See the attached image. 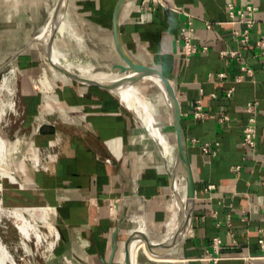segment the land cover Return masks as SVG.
<instances>
[{
  "label": "crops",
  "instance_id": "1",
  "mask_svg": "<svg viewBox=\"0 0 264 264\" xmlns=\"http://www.w3.org/2000/svg\"><path fill=\"white\" fill-rule=\"evenodd\" d=\"M76 1L78 13L94 29L107 32L110 48L119 0ZM230 4L236 9L258 7L248 42L240 40L246 24L233 21ZM121 17L127 49L176 91L196 192L182 240L160 254L144 246L141 255L136 252L133 264H207L201 257L215 253L216 241L221 246L218 264H264V250L258 242L264 238V168L254 159L264 157V45L257 43L264 40V0H128ZM79 31L72 26L63 37L77 38ZM186 34L198 48L189 57L184 53ZM82 41L80 47H84ZM233 50L236 56L223 53ZM15 54L7 55L12 60ZM16 58L26 74L19 94L31 126L32 120H38L46 95L33 81L37 58L26 50ZM81 69L94 79L112 80L111 75L94 73L89 66L78 69L80 73ZM123 88L128 96L75 79L55 88V100L67 112L61 120L67 136L62 155L47 173L49 178L38 185L60 233L57 262L68 257L75 264H109L115 243L112 264H125L129 239L137 231L162 242L178 221L174 186L181 194L187 193V177L179 167L172 186L169 172L177 161V135L164 93L158 88L161 94H147L157 100L159 135L143 120L142 103L149 96L137 86ZM31 97L38 100L27 113ZM249 103L257 115L254 157L242 146ZM161 105L167 119L160 115ZM198 105L206 113L204 119L195 117ZM44 126L30 135L26 157H32L38 147L54 144V129ZM166 127L169 131L163 133ZM248 255L258 258H242Z\"/></svg>",
  "mask_w": 264,
  "mask_h": 264
},
{
  "label": "rangeland",
  "instance_id": "2",
  "mask_svg": "<svg viewBox=\"0 0 264 264\" xmlns=\"http://www.w3.org/2000/svg\"><path fill=\"white\" fill-rule=\"evenodd\" d=\"M70 1L72 4H70ZM56 2L58 3L59 1L0 0V101H11L13 104V108L8 109L7 112L0 117V131H2L7 142V157L11 172H13V174L19 179L22 185L37 191L39 195L34 194L33 191H23L21 189L18 190V192L25 197V199H34L41 202L46 201V199H44L38 181H34V174L36 172L31 167L29 158L26 157V153H28L31 143L30 135L38 128L39 123H44L48 120L51 122L58 121L56 126L46 124L49 125L46 127L52 128L53 126L54 128H57L55 132H60L61 136L66 140L67 135L63 130L64 124L61 120L62 117L67 115V112L65 111V105L60 102L58 103V101L55 100V88L57 85H65L69 83L71 79L67 77L65 73L52 67L46 48L47 46L45 44L46 41L44 42L40 39L30 42L27 46L26 44L33 36L42 31L50 7ZM76 2V0H69V2L67 0L66 12L69 23L73 27H77L78 31L80 30L77 32V38L60 37L56 39L57 43H55L58 53L62 55V57L70 59V62L68 63L69 66L76 72H79L78 69L82 67L89 66L90 71L100 75H111L112 79L115 80L125 77L128 80L127 86H137L144 96L149 93H158L159 95L160 91L154 83H142L143 77H138L130 71L119 73L111 69L112 65H123L124 61L117 53L114 42H111L110 48L107 46L109 43V41H105V38H107V32L105 33L98 28L94 29V26L78 13L76 10V6H78ZM81 38H84L83 41H85V43ZM81 41L83 42L84 47L79 46ZM20 50L21 53L26 50L37 58V66L35 65L32 74L34 77L33 81L35 82L37 89L46 95V100L44 99L42 105H40V112L37 117L38 120H36V122L32 120L33 122L31 121V126L26 122L27 119L25 118V111L23 108L24 104L19 94L21 83L26 74H24L25 72L22 69V66L16 61L17 56H12L13 58L11 60V56L7 55L9 52H16L17 54ZM57 58L56 54L53 53V61H55L57 65H60V62L58 61L59 58L58 60ZM13 70L14 74H11ZM11 75H13V81L11 82L13 93L9 95L6 91L2 92L1 87L5 78ZM80 75L86 78L90 77L82 69ZM116 92L114 93L120 96V92L118 90ZM147 96H149L147 103L144 102L143 105V120L147 123L150 129L159 134L154 122L155 120L157 121L155 117V103L157 100L155 97H151L150 95ZM47 100H54L57 103H50ZM159 111L163 119H167L164 106L161 105ZM44 129L45 126L42 130ZM161 130L163 133L169 131L167 127L162 128ZM53 145H55V143ZM53 145L50 146L52 147ZM62 152L63 148L61 149L60 156L62 155ZM24 157H26L25 161H27V163L23 160ZM53 164L54 163H52V165ZM24 169L26 170L27 175L23 174ZM1 187H4L5 189L1 191ZM8 187H10L8 183L3 180L2 176H0V203H4L0 206V238L2 243L9 250L10 256L14 259L12 262L6 264H75L68 257H64L60 262L56 261L55 252L60 241H58L57 246H54V251L51 252L50 248L55 242L54 230L48 225H42L43 223L39 224L36 217H32L30 214H25V216L31 221V224L38 223V232L41 231V238L39 239L36 236V232L32 230L33 235H31V238L29 240L25 239L16 227L14 217L7 216L6 213L9 210H12V206L9 203L10 200L22 202L21 199L11 196L7 190ZM47 206H49L48 203ZM48 220L52 223L49 210Z\"/></svg>",
  "mask_w": 264,
  "mask_h": 264
},
{
  "label": "water",
  "instance_id": "3",
  "mask_svg": "<svg viewBox=\"0 0 264 264\" xmlns=\"http://www.w3.org/2000/svg\"><path fill=\"white\" fill-rule=\"evenodd\" d=\"M128 0H119L118 3L116 4L114 13H113V40H114V45L117 53L121 57V59L124 61L123 65H112V70L117 71L119 73H122L123 71H130L131 73L136 74L138 77H154L156 78L163 91L166 93V96H168L167 101L170 103L168 104L171 113L173 115L174 119V125H175V130H176V135H177V161L173 167V169L169 172L171 176V184L173 186V180H176L177 176V171L178 168L181 167L187 177V198L188 202L185 205V208L187 209V212L183 215L180 213V217L178 219V226L176 228V232L174 233L175 235L169 237L167 240L162 241V242H156L151 240L148 235L142 233L141 231H137L130 239L128 242V247H127V255H126V263L125 264H133V249L132 246L134 243L137 241H143L145 244V249L148 250L152 254H160L163 253L169 249L174 248L176 243H179L186 231V228L189 224L191 212L194 206V201L196 197V192H195V181H194V175H193V170L189 158V149H188V143L186 139V135L181 123V110H180V103L178 100V97L176 95V91L173 88V86L169 83V81L163 77L161 74L155 72L151 68L145 66L144 64L139 63L133 55L130 53V51L127 49L124 40H123V35H122V18H121V10L123 5L127 2ZM61 2V7L63 8V4H65V1L62 0L58 2V4ZM61 8V9H62ZM46 20V19H45ZM35 36L32 37V39L26 44V46L34 41V40H40L38 38H35ZM45 42V41H44ZM56 43V41H55ZM47 52L49 55V60L50 63L59 69L61 72L65 73L67 77L71 79H75L77 81H82V82H87L91 83L100 87H103L105 89H109L112 92H116L123 86L128 85V80L125 77H121L119 79H112L107 82L103 81H98L96 79H89L86 77H83L80 75V72H76L75 70L72 71V73L65 69L63 66L57 65L55 61H53V45H52V40L49 42H45ZM23 49V48H22ZM21 53V50L15 54L18 56V54ZM14 55V57H15ZM117 93V92H116ZM180 195L178 193L175 194V199L176 202L179 204L180 201ZM166 242V243H165ZM116 250V244L114 243V251H113V256ZM144 251L142 249H139L137 252V255H141ZM113 256L109 264H112L113 261ZM162 264H168V262L164 261Z\"/></svg>",
  "mask_w": 264,
  "mask_h": 264
},
{
  "label": "bare ground",
  "instance_id": "4",
  "mask_svg": "<svg viewBox=\"0 0 264 264\" xmlns=\"http://www.w3.org/2000/svg\"><path fill=\"white\" fill-rule=\"evenodd\" d=\"M57 1V0H56ZM59 1V0H58ZM62 1V0H60ZM65 4H63V8L61 7V2L58 4L55 3L53 6L50 7L49 14L46 16V20L44 22V28L42 31H40L38 34H36L35 38L41 39L42 41L49 42L52 40V45H53V53L56 54L57 60L60 62V66H63L65 69L69 70L71 73L74 71L62 58V55H60L57 51V47L55 45L56 39L63 37L66 35V32H70L71 29V24L68 21V16L66 12V0ZM55 2V1H54ZM127 7V6H126ZM62 8V9H61ZM130 9V8H129ZM122 18V17H121ZM56 58V57H55ZM11 74H14V70L11 72ZM13 75L7 76L5 78L4 83L2 82V87L1 90L6 91L7 94H12L13 93V88L11 86V82L13 81L12 78ZM144 78V77H143ZM89 79H94L92 77H89ZM148 81L154 83L158 88H160L162 91V87L159 83V81L154 78V77H145ZM97 80V79H96ZM100 81V80H98ZM63 88V87H62ZM120 93L123 92L126 96H128V91L124 89L123 87L118 90ZM139 93V92H138ZM164 97L167 101L168 96H166V93L163 91ZM139 102H141L139 100ZM167 103L170 105V103L167 101ZM144 105V103H142ZM147 105V104H146ZM13 108V104L11 101H0V117L4 115L8 109ZM146 108V107H145ZM156 124V129L157 131L159 130L157 126L156 120L154 121ZM155 151V150H154ZM41 174H47L48 172L46 171H39ZM0 176H2L3 180L8 183L10 187L7 188L9 193L11 194L12 197L21 199L22 202L10 200V205L12 206V210H9L7 213V216H12L14 217L15 225L21 232V234L25 237V239L29 240L31 238L32 230L36 232V236L40 239L41 234L38 230V223L42 225H48L51 227L52 230H55L54 225L49 222L48 220V210H47V203L46 201L41 202L37 200H28L23 197L18 190H23V191H33L34 194L39 195L37 191L32 190L24 185L19 181V179L11 172L10 164L8 162V157H7V142L5 137L3 136L2 131H0ZM176 188L175 194L178 193L180 195V201L179 204L176 202V199L174 198V204L177 209V215L178 219L180 217V213L183 215L187 212V209L185 208V205L188 202V198L186 195V192L184 194H181L178 190L177 185L174 186ZM11 188V189H10ZM4 187H1V191L4 190ZM4 204V203H3ZM0 203V206L3 205ZM3 211V208H2ZM3 213V212H2ZM25 214H30L32 217H36L38 220V223L31 224V221L25 216ZM29 215V217H30ZM35 219V218H34ZM33 222V221H32ZM36 222V221H35ZM46 223V224H44ZM178 226V221H176L173 230L171 232V236L175 235L174 233L176 232V228ZM53 232V231H52ZM143 233V232H142ZM25 242V241H24ZM166 243V242H165ZM145 246L143 241H137L136 243L133 244L132 249H133V259L135 260L136 257V252H138L139 249H142ZM147 253V252H146ZM156 257V256H155ZM14 259L10 256L9 250L7 247L2 243L1 238H0V264H6L8 262H12Z\"/></svg>",
  "mask_w": 264,
  "mask_h": 264
},
{
  "label": "built area",
  "instance_id": "5",
  "mask_svg": "<svg viewBox=\"0 0 264 264\" xmlns=\"http://www.w3.org/2000/svg\"><path fill=\"white\" fill-rule=\"evenodd\" d=\"M258 10V7L252 6V5H247L242 8L236 9L232 4L229 5V14L233 18L234 22H240L246 24V29L242 31L239 34L240 40L242 42H248L251 39V33L250 30L254 25V19L253 15L254 13ZM208 27L211 26V23L207 24ZM258 45H264V40H259ZM198 50L197 46L193 43L192 36L186 34L184 36V53L189 57L193 53H195ZM224 54H230L232 56H236L237 52L236 51H225L223 52ZM244 69H247V66L244 65ZM248 112L250 113V117L248 119V122L246 123L244 127V136H243V141H242V146L244 150L252 154L253 157L256 155V146H257V115L255 111V106L252 103H249L247 107ZM195 117L198 119H204L206 117V113L203 111L201 105H198L195 107ZM45 124H50L53 126H56L58 124V121L51 122V121H45L44 123H39L38 124V131L45 125ZM55 145L51 146H43V147H38L32 154V157L29 158V162L31 164V167L34 169L35 172H39L41 170L50 172L52 163H55L61 154V149L63 148L65 144V139L64 137L61 136V133L56 131L55 132ZM209 145L205 144L203 146V149L205 152L209 150ZM24 157V161H25ZM254 159L264 168V157L258 158L254 157ZM27 163V161H25ZM237 171H239L240 166L236 167ZM24 175H27L26 170L24 169L23 171ZM212 188V187H211ZM264 205V202H263ZM48 210L50 209V206H47ZM55 227V242L54 245L50 248L51 252L54 251V246H57L58 241H60V233L58 229ZM259 244L264 250V238H261L258 240ZM220 244L219 241L215 242V253H211L209 255L201 257L202 260L206 261L207 264H218L219 260L221 259V256H219L218 252L220 249ZM245 260L249 261H254L256 256L248 255L245 257H242ZM264 258V257H263ZM68 261V260H67Z\"/></svg>",
  "mask_w": 264,
  "mask_h": 264
},
{
  "label": "trees",
  "instance_id": "6",
  "mask_svg": "<svg viewBox=\"0 0 264 264\" xmlns=\"http://www.w3.org/2000/svg\"><path fill=\"white\" fill-rule=\"evenodd\" d=\"M37 100H38L37 97L27 98V102L29 103V105L32 106V107L31 106L29 107V109H28L29 112H27V113H31L30 108L32 109L34 107ZM52 128L54 129V131L57 129V128H54L53 126H52ZM48 178H49V176L47 174L38 173V175H37V181H39L41 184Z\"/></svg>",
  "mask_w": 264,
  "mask_h": 264
}]
</instances>
